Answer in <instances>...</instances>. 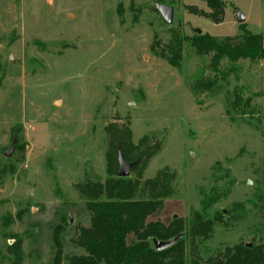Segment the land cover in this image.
Instances as JSON below:
<instances>
[{
  "label": "rangeland",
  "instance_id": "obj_1",
  "mask_svg": "<svg viewBox=\"0 0 264 264\" xmlns=\"http://www.w3.org/2000/svg\"><path fill=\"white\" fill-rule=\"evenodd\" d=\"M221 1L213 17L202 0H0V264L13 262L15 239L20 264L84 253L73 239L90 214L73 184L106 178L104 125L126 118L134 143L143 135L160 142L143 179L164 167L175 174L171 196L147 222L221 214L226 224L195 240L200 261L263 242L264 60L223 59L215 72L210 54L186 38L195 28L233 36L240 25L264 38V0ZM156 2L173 7L170 24ZM172 33L182 40L179 67L149 50L154 34L167 42ZM214 76L211 90H193ZM234 93L251 99L243 115L229 106Z\"/></svg>",
  "mask_w": 264,
  "mask_h": 264
},
{
  "label": "trees",
  "instance_id": "obj_2",
  "mask_svg": "<svg viewBox=\"0 0 264 264\" xmlns=\"http://www.w3.org/2000/svg\"><path fill=\"white\" fill-rule=\"evenodd\" d=\"M213 17L220 13L221 0H202ZM118 15L122 10L117 8ZM240 33L217 38L209 34H194L186 40L198 55L210 54L209 68L219 72L221 60L235 63L239 59L249 61L264 60L263 38L260 33L239 26ZM150 52L172 67H179L182 60V40L178 34H171L167 42H162L156 34L149 46ZM230 70V69H229ZM233 71V68L232 70ZM200 79L192 88L195 91H209L215 79ZM226 73L220 74V80ZM251 99L234 93L229 102L231 109L245 114L250 108ZM264 129V126H263ZM19 137L20 128L13 126L10 131ZM106 135L105 172L103 181L85 179L73 184L75 191L84 198L85 207L90 214L89 226H80L73 243L84 250L83 254L71 255L61 259L55 254L53 264H264V240L258 245L236 244L226 247L221 254L200 261L197 255L196 239H208L214 224H226L221 214L202 218L194 212L184 224L174 220L168 225L159 221H148L147 217L163 205V200L171 196L174 172L167 167L160 168L151 178L143 179V172L151 158L160 149V142L143 135L137 143L132 141V131L128 118L124 122L110 121L104 125ZM22 148V146H19ZM118 149L127 161H135L131 169L133 177H118ZM218 195L208 198L215 203ZM243 208L237 203L233 209ZM238 216H235L237 219ZM183 233V234H182ZM182 234L177 243L156 250L152 238L169 240ZM190 240V255H186L185 240ZM13 255L11 264H20L21 240L15 239L9 245Z\"/></svg>",
  "mask_w": 264,
  "mask_h": 264
},
{
  "label": "water",
  "instance_id": "obj_3",
  "mask_svg": "<svg viewBox=\"0 0 264 264\" xmlns=\"http://www.w3.org/2000/svg\"><path fill=\"white\" fill-rule=\"evenodd\" d=\"M155 10L161 15L163 20L167 23H171L172 21V15H173V7L170 5H165L159 2H156L155 4ZM237 21L239 23H243L245 21V17L241 14V12H238L237 14ZM196 34H200L201 30L198 28H195L194 31ZM208 72L205 74L204 78L208 76ZM13 144L15 143V139L12 140ZM11 145L5 152L4 156L9 157L14 149V145ZM118 171H117V176L118 177H129L131 173L132 167L135 165V161H127L124 159L123 154L121 153V150L118 149ZM181 237V234H178L174 236L172 239L169 240H159L156 238H152L151 242L156 250H161L166 247H169L179 240ZM247 246H251V243H246Z\"/></svg>",
  "mask_w": 264,
  "mask_h": 264
},
{
  "label": "crops",
  "instance_id": "obj_4",
  "mask_svg": "<svg viewBox=\"0 0 264 264\" xmlns=\"http://www.w3.org/2000/svg\"><path fill=\"white\" fill-rule=\"evenodd\" d=\"M257 33V32H256ZM263 45H264V38H263Z\"/></svg>",
  "mask_w": 264,
  "mask_h": 264
}]
</instances>
